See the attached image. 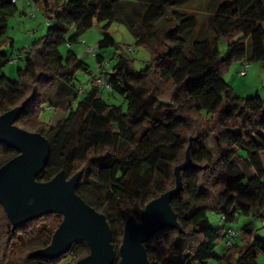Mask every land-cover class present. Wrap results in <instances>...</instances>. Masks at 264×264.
Returning <instances> with one entry per match:
<instances>
[{"label": "trees", "instance_id": "trees-1", "mask_svg": "<svg viewBox=\"0 0 264 264\" xmlns=\"http://www.w3.org/2000/svg\"><path fill=\"white\" fill-rule=\"evenodd\" d=\"M27 1L42 10L47 27L25 50L17 80H10L3 68L11 55L2 45L17 0H0V114L28 99L14 124L40 133L50 145L36 180L49 181L60 171L69 179L80 172L76 192L105 216L116 250L113 264H118L126 219L139 220L148 201L175 186L173 169L188 148L192 166L180 171L181 190L170 202L180 230L167 228L144 243L149 263L259 264L264 241L246 226L239 230L240 241L225 245L222 255L214 248L227 239L226 229L238 213L264 218V99L237 96L223 77L236 61L264 64V0ZM121 3L131 8L135 24H126L134 44L149 53L140 69L127 55L133 47L122 49L109 32ZM161 18L167 24L156 29L154 22ZM100 23L97 49L120 48L121 53L110 64L95 50L98 73L80 91L73 86L75 74L87 70L73 51L63 56L59 48ZM98 77L110 85L108 92L123 98L125 110L101 97ZM53 86L58 100L50 97ZM47 104L64 115L43 121ZM17 154L0 143V166ZM208 212L219 215L223 228L210 224ZM60 218L47 213L12 229L0 204V264H9L15 244L27 246L14 264H61L69 256L67 264H75L87 255L84 241L54 259L33 254L50 243Z\"/></svg>", "mask_w": 264, "mask_h": 264}, {"label": "water", "instance_id": "water-1", "mask_svg": "<svg viewBox=\"0 0 264 264\" xmlns=\"http://www.w3.org/2000/svg\"><path fill=\"white\" fill-rule=\"evenodd\" d=\"M27 102L28 99L0 114V143L18 153L0 166V204L12 229L43 214H60L62 220L50 243L35 250L34 255L54 259L67 253L74 243L84 241L89 252L75 264H113L116 250L105 216L76 192L80 172L69 179L64 171H60L49 181L36 180L48 162L50 145L40 133L14 124ZM190 166L192 162L187 148L185 160L173 169L175 186L148 201L139 214V220L132 216L126 219L118 247V264H150L144 243L167 228L180 230L170 202L181 190L180 171Z\"/></svg>", "mask_w": 264, "mask_h": 264}, {"label": "rangeland", "instance_id": "rangeland-1", "mask_svg": "<svg viewBox=\"0 0 264 264\" xmlns=\"http://www.w3.org/2000/svg\"><path fill=\"white\" fill-rule=\"evenodd\" d=\"M125 1L126 0H123L122 2ZM16 5L17 10L15 14L7 21V28L3 36L4 42L2 45V49L6 54L17 55L20 53L22 55L21 59L12 63L8 62L3 68V73L10 80H17V70L24 67V58L26 56L25 50L45 33L47 27L45 16L37 4H34L31 1L29 3L27 0H17ZM197 8H199V11L201 12V8L199 6H197ZM130 11L131 8L126 5V3H121L120 7L115 9L114 15L110 20L109 32L113 35L117 45L122 49L127 50L128 47H133V50L127 52V55L135 61L136 68L140 69L147 63L149 53L145 48L137 47L134 44L129 25L126 24L129 23V20L135 24L134 19L130 17ZM204 18L205 15L199 13V19L203 21ZM103 24L104 23H100L88 29L79 37L76 43L71 45L64 43L59 48L63 56L66 55L67 51H73L80 61L83 62L84 67L87 70V72L84 70L76 72L75 80L73 81V86L76 89L83 86L88 88L91 76L98 73L95 57L88 51L89 48L96 47V53H101L110 64H112L118 57V54L121 53L120 48L108 47L102 50L97 49V42L102 38L101 27ZM166 24V21L161 18L154 22V27L156 29H163ZM73 32L74 29H70L67 33V37L71 36ZM11 41L12 45H10ZM241 67L242 64L239 61L231 63L223 72L224 80L229 84L237 96L252 97L259 95L264 99V64L261 62L250 63L245 76L238 74ZM59 94L57 87L53 86L50 89V97L53 100H58ZM80 95H78L77 99L72 102V107L76 105L81 97ZM100 95L107 103L121 106L122 109L125 110L126 104L121 96L108 92L106 89H102ZM54 111L55 109L50 104H47V106H44L41 110V119L43 121H48L50 119L51 122H54L57 118L64 115L62 111ZM207 216L213 227L223 228L224 224L219 215L213 212H208ZM61 220L62 218H60V221ZM232 226L237 232V235L239 234V230L246 226L250 228L258 238L264 241V218H254L252 215L238 213L236 222ZM237 241H240L239 235L237 236ZM26 246L27 245L19 244L13 245L10 252L9 264H14V261L20 255V250ZM225 249V239L222 238L216 242L214 254L220 256L225 252ZM85 255L84 252L82 257ZM69 261H71L70 256L63 259L61 264H67ZM258 262L259 264H264V254L258 256Z\"/></svg>", "mask_w": 264, "mask_h": 264}, {"label": "built area", "instance_id": "built-area-1", "mask_svg": "<svg viewBox=\"0 0 264 264\" xmlns=\"http://www.w3.org/2000/svg\"><path fill=\"white\" fill-rule=\"evenodd\" d=\"M14 1H15V0H12V2H14ZM82 42H83V41H82ZM95 50H96L95 47H92V48H89V49H88V51H89L90 53H92L93 55H95ZM20 58H21V54H20V53L17 54V55L12 54V55L9 57L8 62H11V63H12V62H15V61L19 60ZM241 64H242V67H241V69L239 70L238 74L241 75V76H245L246 73H247V69H248L250 63L247 62V61H242ZM103 65L106 67V66H108V63H107V62H104ZM96 66H97V65H96ZM97 84H98L100 87H103L104 89H106V90H108V91L111 90L110 85H109L108 83H106V81H105L102 77H98V79H97ZM84 88H85V87H81V88H80V91H82ZM226 234H227V239L225 240V245H226L227 247H229V246L231 245V243H232L233 241L236 240V238H237V232L234 230L233 227H228V228L226 229Z\"/></svg>", "mask_w": 264, "mask_h": 264}, {"label": "crops", "instance_id": "crops-1", "mask_svg": "<svg viewBox=\"0 0 264 264\" xmlns=\"http://www.w3.org/2000/svg\"><path fill=\"white\" fill-rule=\"evenodd\" d=\"M239 72V71H238Z\"/></svg>", "mask_w": 264, "mask_h": 264}]
</instances>
